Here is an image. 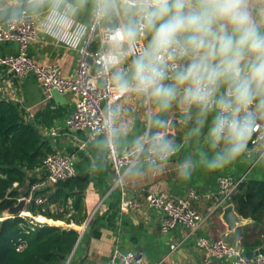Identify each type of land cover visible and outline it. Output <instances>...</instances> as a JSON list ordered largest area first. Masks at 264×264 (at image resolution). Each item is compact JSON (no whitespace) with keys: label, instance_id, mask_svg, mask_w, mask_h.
Returning a JSON list of instances; mask_svg holds the SVG:
<instances>
[{"label":"clouds","instance_id":"obj_1","mask_svg":"<svg viewBox=\"0 0 264 264\" xmlns=\"http://www.w3.org/2000/svg\"><path fill=\"white\" fill-rule=\"evenodd\" d=\"M4 9L8 24L32 19L41 35L71 47L93 25L102 33L96 75L110 104L94 134L100 151L127 153L117 183L163 173L178 155L167 118L174 110L183 143L204 140L176 163L178 180L234 165L254 139L264 148V0H8ZM130 95L148 108L144 131L131 139L115 103Z\"/></svg>","mask_w":264,"mask_h":264},{"label":"crops","instance_id":"obj_2","mask_svg":"<svg viewBox=\"0 0 264 264\" xmlns=\"http://www.w3.org/2000/svg\"><path fill=\"white\" fill-rule=\"evenodd\" d=\"M7 3L8 0H0V5ZM81 20L89 22L88 14H82ZM17 52L16 42H0V57L15 55ZM28 56L38 64L59 68L65 78L72 76L76 67V54L41 35L39 30L36 41L29 46ZM0 100L17 103L26 119L43 137L50 140L52 152L70 157L75 178L86 181V189L78 192L81 195L80 215H85V220L80 225L70 219L75 214L74 197H69L66 201L57 199L48 205V213L61 215V220L33 215L27 209L23 212L26 216L44 217L51 222L44 223L49 226L78 230V240L61 264H106L115 249L133 254L142 264H227L221 259H206L196 247V238L199 236L210 240L223 239L230 245L241 248L248 258L264 255V223L257 225L250 218H242L241 223L229 229L222 219L225 205L216 207L219 178H241L243 183L264 182V153L259 149L249 144V150L234 165L214 174L197 170L189 180H178L175 175L176 163L186 155L195 157L197 148L204 147V140L201 138L189 144L183 143L186 129L177 124L178 112L174 110L167 118L176 124L170 131L182 145L178 155L163 173L149 170L140 180L129 182L127 178H123V187L113 188L116 176L111 170L107 154L96 147L99 136L91 140L88 131L71 130L66 126L67 119L74 111V95H62L55 99L43 92L33 75L15 78L5 68H0ZM117 104L124 110L123 119L129 122V139L142 133L148 120V108L142 100L130 95ZM44 176L42 168L29 174V178L36 179L37 182ZM190 189L198 195L194 208L202 218L199 229L191 234L176 227L162 233L161 215L147 205L146 192H163L173 199L186 196ZM54 190L52 186L42 191H47L48 195ZM23 191L25 186L21 192ZM27 194L30 195V192ZM35 198L32 195L34 203ZM125 199L136 202L137 206L122 211L121 201ZM229 204H232L231 201ZM234 212L239 216L235 209ZM260 242L261 244H257Z\"/></svg>","mask_w":264,"mask_h":264},{"label":"built area","instance_id":"obj_3","mask_svg":"<svg viewBox=\"0 0 264 264\" xmlns=\"http://www.w3.org/2000/svg\"><path fill=\"white\" fill-rule=\"evenodd\" d=\"M38 30L37 23L32 19H25L13 24H8L6 21L1 22L0 42H16L18 52L15 55L0 57V68H5L15 78L33 75L43 92L48 96L51 95L52 91H56L60 95H74V111L67 119L66 126L71 130L88 131L89 138L92 140L98 136L94 133L102 125L104 111L110 104V95L106 90L105 83L103 80L98 79L96 75V61L99 59V53L104 46L103 35L93 25L91 30L75 47L54 40L76 54L74 73L72 76L65 78L61 75L59 68L38 64L28 56L29 46L36 41ZM260 136L264 139V132ZM249 144L264 153V148L259 146L257 140L254 139ZM107 159L116 178L121 177L127 162V153H121L118 156L107 154ZM42 169L45 176L29 187L30 195H28L27 201L31 200L32 195L34 196L36 192L75 177L71 158L59 153L52 152L48 154L42 162ZM122 180L117 183V179H115L113 188H122ZM242 183L241 178H219L216 191V207L222 206L223 202L228 205L231 198L239 191ZM14 187H16V184ZM35 200L36 203L42 202L39 196ZM145 200L150 208L161 215L160 231L162 233H167L176 227H180L191 234L196 233L199 229L202 218L194 208V203L198 200V195L194 190L190 189L186 196L173 199L163 192L148 190ZM18 201L19 199H17ZM136 206L137 203L130 199L121 201L122 211H127L129 208ZM18 216L27 218L31 229L44 224L37 221L33 216H26L23 213ZM196 247L203 252L206 259H221L226 261L227 264H264V255L258 254L248 258L241 248L234 247L223 239L210 240L199 236L196 238ZM24 248L25 243L22 240L15 244L17 252L23 251ZM106 264L142 263L133 254L122 253L115 249Z\"/></svg>","mask_w":264,"mask_h":264},{"label":"trees","instance_id":"obj_4","mask_svg":"<svg viewBox=\"0 0 264 264\" xmlns=\"http://www.w3.org/2000/svg\"><path fill=\"white\" fill-rule=\"evenodd\" d=\"M50 153V140L26 119L19 105L0 100V264H61L78 240L77 229L62 230L46 224L31 229L27 218H1L4 211L17 204L26 183L29 182L30 187L37 182L29 178V174L42 168L43 160ZM86 186L84 179L73 177L56 184L55 190L48 195L47 191H38L34 197L43 194L42 202L34 203L27 211L61 220V215L48 213V205L57 199L66 201L74 197L75 214L70 219L80 225L85 215H80L81 195L78 192H83ZM231 203L242 218H250L257 225L264 223V182L243 183L231 198ZM35 218L41 223H51L41 216ZM19 240L25 243L21 252L15 250Z\"/></svg>","mask_w":264,"mask_h":264},{"label":"water","instance_id":"obj_5","mask_svg":"<svg viewBox=\"0 0 264 264\" xmlns=\"http://www.w3.org/2000/svg\"><path fill=\"white\" fill-rule=\"evenodd\" d=\"M10 15V10L4 9L0 11V23L7 21V18ZM51 95L57 99L58 97H62L58 92L52 91ZM29 191V182L25 185V191L20 193L19 201L16 205L12 206L11 208L7 209L2 213L1 218H11L16 217L19 214L23 213L25 209H27L28 206L32 207L34 205L33 200L27 201V192ZM224 209H223V215L222 219L225 221L226 225L229 229H232L235 227L238 223H241L242 217L237 216L234 212V206L232 204H226V202H223Z\"/></svg>","mask_w":264,"mask_h":264}]
</instances>
